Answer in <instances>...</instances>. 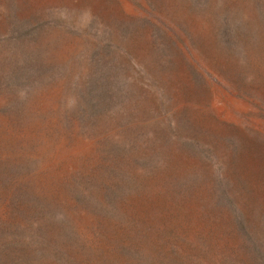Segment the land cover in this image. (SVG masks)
Segmentation results:
<instances>
[{
	"label": "rangeland",
	"instance_id": "rangeland-1",
	"mask_svg": "<svg viewBox=\"0 0 264 264\" xmlns=\"http://www.w3.org/2000/svg\"><path fill=\"white\" fill-rule=\"evenodd\" d=\"M262 253L264 0H0V264Z\"/></svg>",
	"mask_w": 264,
	"mask_h": 264
},
{
	"label": "trees",
	"instance_id": "trees-1",
	"mask_svg": "<svg viewBox=\"0 0 264 264\" xmlns=\"http://www.w3.org/2000/svg\"><path fill=\"white\" fill-rule=\"evenodd\" d=\"M260 258H261V261L258 262L257 264H264V254L263 253H262V255L260 254Z\"/></svg>",
	"mask_w": 264,
	"mask_h": 264
}]
</instances>
